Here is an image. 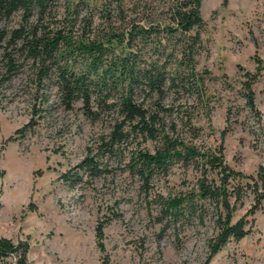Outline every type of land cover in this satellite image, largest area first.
<instances>
[{"label": "rangeland", "instance_id": "obj_1", "mask_svg": "<svg viewBox=\"0 0 264 264\" xmlns=\"http://www.w3.org/2000/svg\"><path fill=\"white\" fill-rule=\"evenodd\" d=\"M169 3L59 0L39 26L88 43L132 24L161 27ZM201 16L203 48L196 70L202 80L191 90L167 92L169 111L160 114L164 130L186 145L221 147L226 165L255 175L264 166V71L251 84L258 117L246 104L243 83L245 73L257 74L254 57L264 66V0H202ZM35 23L34 17L24 22L21 12L0 20V236L27 243L28 264H264V202L250 234L211 258L219 208L206 202L178 219L160 214V203L190 194L199 178L193 168L180 165L147 182L130 172L131 153L154 152L161 142L129 140L99 160V172L78 170L88 154L99 155L115 114L92 120L79 102L66 109L54 75L44 76L14 54L10 32ZM4 49L15 65L9 76ZM109 53L108 60L123 55L118 49ZM76 58L77 70L81 58ZM134 93L141 101L140 90ZM27 123L31 126L23 133H15ZM64 174L72 180H64ZM251 199L237 206L232 223L246 214ZM99 223H105L102 250L95 237Z\"/></svg>", "mask_w": 264, "mask_h": 264}, {"label": "trees", "instance_id": "obj_2", "mask_svg": "<svg viewBox=\"0 0 264 264\" xmlns=\"http://www.w3.org/2000/svg\"><path fill=\"white\" fill-rule=\"evenodd\" d=\"M58 1L0 0V20L9 19L17 12L23 14L26 23L31 17L35 18V24L12 30L8 43L15 55L35 65L39 73L54 75L59 99L66 109L79 102L83 114L92 120L99 119L105 112L115 114L108 135L100 141L99 155L88 154L77 166L78 170L99 172V160L129 140L161 142L154 152L131 153L126 163L130 172L147 182L154 175H165L172 166L180 165L193 168L199 178L190 194L160 203V214L178 219L193 212L198 204L209 203L219 208L217 231L209 243V258L228 242H238L250 234L253 217L264 202V166H260L255 175L234 171L226 165L221 147L209 151L171 140L160 116L169 111L164 105L167 92L178 94L181 90H191L193 84L202 80L196 70V57L203 48L201 30L205 25L201 16L202 0H171L166 8L168 17L161 27L132 24L88 43L74 40L61 31L41 30L39 22ZM113 49L123 55L108 60L109 50ZM3 57L6 76H9L15 65L7 51ZM76 57L81 58V68L77 70ZM253 59L257 74H244L247 79L243 83L244 97L250 112L258 117L251 84L261 76L264 66L259 58ZM137 90L143 94L141 101L135 99ZM30 126L31 123H27L15 133H23ZM191 130L194 135L198 134L196 128L191 127ZM11 140L12 136L8 138ZM62 177L72 180L66 174ZM246 197L252 198L249 210L232 223L233 212L237 206H243ZM104 225L99 223L95 228L100 250ZM28 251L27 243H15L0 236V264H28Z\"/></svg>", "mask_w": 264, "mask_h": 264}]
</instances>
